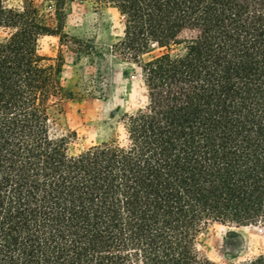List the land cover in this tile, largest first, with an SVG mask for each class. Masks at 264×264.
<instances>
[{
	"label": "trees",
	"instance_id": "obj_1",
	"mask_svg": "<svg viewBox=\"0 0 264 264\" xmlns=\"http://www.w3.org/2000/svg\"><path fill=\"white\" fill-rule=\"evenodd\" d=\"M75 2L124 17L109 54L65 31ZM0 31V264H264L199 247L213 225L264 229V0H0ZM45 37L138 69L121 140L53 133L109 83L94 65L67 82Z\"/></svg>",
	"mask_w": 264,
	"mask_h": 264
},
{
	"label": "rangeland",
	"instance_id": "obj_2",
	"mask_svg": "<svg viewBox=\"0 0 264 264\" xmlns=\"http://www.w3.org/2000/svg\"><path fill=\"white\" fill-rule=\"evenodd\" d=\"M41 3L43 0H34ZM124 17L113 8L99 9L88 3H72L65 31L72 37L93 43L98 50L109 54V46L122 36ZM0 37L4 33L0 31ZM42 55L56 57L62 51V77L74 83L84 72L99 69L109 83L108 90L96 99L75 98L63 102L60 124L53 133L75 132L77 149L92 144L123 138L124 114L134 111L143 101L138 69L120 61L82 58L76 62L70 47L60 48L57 38L38 41ZM201 254L215 262H238L264 251V229L259 226H210L201 235Z\"/></svg>",
	"mask_w": 264,
	"mask_h": 264
}]
</instances>
